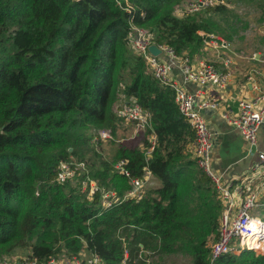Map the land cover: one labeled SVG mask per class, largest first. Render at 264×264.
Here are the masks:
<instances>
[{
    "label": "trees",
    "instance_id": "1",
    "mask_svg": "<svg viewBox=\"0 0 264 264\" xmlns=\"http://www.w3.org/2000/svg\"><path fill=\"white\" fill-rule=\"evenodd\" d=\"M182 1L0 0V257L30 243L28 258L39 262L59 250L73 257L85 248L101 264H146L139 258L149 247L138 237L142 230L160 239L158 255L210 264L224 204L196 165L194 132L174 92L154 78L132 45L136 26L179 57L206 53L209 37L200 32L214 27L197 14L176 16ZM227 2L206 12H225ZM121 95L150 114L145 131L156 138L153 151L147 156L148 142L145 151L118 147L107 152L111 166L94 152L100 166L92 173L76 154L74 131L91 127L114 136V123L126 124L112 111ZM119 160L127 162L131 178L148 171L160 187L105 209L100 193L89 199L80 182L87 174L98 187L124 196L131 185L112 167ZM75 161L85 169L59 183V164ZM213 264H264V253L243 250Z\"/></svg>",
    "mask_w": 264,
    "mask_h": 264
},
{
    "label": "built area",
    "instance_id": "2",
    "mask_svg": "<svg viewBox=\"0 0 264 264\" xmlns=\"http://www.w3.org/2000/svg\"><path fill=\"white\" fill-rule=\"evenodd\" d=\"M218 4H224V0H196L190 5L188 11L190 14H194ZM131 28L132 45L143 57L149 71L162 86L168 87L174 92L178 109L194 132L192 148L196 165L211 179L224 204V210L219 219L218 239L210 246V264H213L221 256L237 255L243 250L264 253V220L257 217L254 212L263 206L258 201V197L260 193H264V176L261 180L263 182L261 189L256 191L243 182L239 185H233L232 182L226 183L222 175L213 170V135L203 112L206 109L216 110L217 103L210 98H203L202 92L199 90L186 89L187 86L198 85L208 87L216 92L226 90L232 78L230 58L225 57L221 66L206 61L193 64L189 62L188 58H178L171 48L157 45L161 53L165 55V60H162L149 52L148 48L153 45V42L148 39L146 31L141 27L132 26ZM208 41L210 39L205 42L206 45H208ZM227 48L228 44L221 43L218 50ZM174 70H178L180 81L173 78ZM247 81L254 92L253 97L239 99L236 111L227 109L222 113V118L240 134L247 151L256 153L257 163L254 164V170L259 166H264V150L257 149L258 133L264 126V74L260 78H257L256 74H249ZM119 116L126 123H134L144 131L150 128V114L143 111L137 103H125L119 110ZM99 139L101 141L110 140L112 139L111 133L107 130H98L93 141L97 142ZM148 140L150 146L146 151L147 156L153 151L156 138L151 134L148 136ZM126 164L125 160H119L115 165L116 171L130 181L131 189L125 193V200L138 201L142 198H140L141 189L151 173L145 171L142 177L131 178L129 171L125 168ZM84 169L85 166L82 163L61 162L57 172V181L64 183L73 178L77 171ZM85 175V179L80 182L81 191L87 193L89 198L95 193H100L102 208H111L123 201V197L120 199L113 192L99 190L101 188L87 174ZM104 193L110 194L103 195ZM251 237L253 239L249 241ZM0 264H101V261L98 256L89 252L87 259L81 255L59 261L51 258L44 262L28 257L23 260L3 258L0 259Z\"/></svg>",
    "mask_w": 264,
    "mask_h": 264
},
{
    "label": "rangeland",
    "instance_id": "3",
    "mask_svg": "<svg viewBox=\"0 0 264 264\" xmlns=\"http://www.w3.org/2000/svg\"><path fill=\"white\" fill-rule=\"evenodd\" d=\"M195 1L196 0H183L174 7V14L178 17L193 15L190 14L188 10L190 5ZM230 1L227 2L225 0V4L227 2V10L225 12H206V9H203L197 13H194V15L197 14L199 17L201 16L202 19L207 22L209 29L211 27H214V32L212 31L208 34L200 32V34L205 38L209 37L210 39V41L207 42L208 45L205 44L206 53H204L203 55H198L199 57L194 58L195 60H188L193 64H197L202 61L213 63L217 62V60H221L222 63V60L225 57H228L232 62L231 69L234 68L239 73H243L246 71V73L249 72V74H256L257 78H260V76L264 74V0H235V2L232 3H230ZM221 43L228 44V48L218 50V47ZM153 45L157 46L158 44L153 43ZM154 56H158L162 60H165V55L162 54L161 51L158 55ZM177 57L180 59L182 58L179 56ZM254 61H256L259 66H253L254 64L252 62ZM251 67H253L252 70ZM249 74H247V76ZM241 95L242 94L238 93L234 97H238ZM241 98L244 97L242 96ZM238 99L239 98L234 100L233 103L236 104ZM126 101L127 100H125L124 96L121 95L120 97L118 96L113 103L114 105L112 107V111L117 114V117L121 119L122 117L119 116V110L124 106L125 103H128ZM224 108H227V106ZM114 125V136H112V139L103 142L102 148H99V146L95 147L92 138L97 129L88 127L77 129L74 131L73 138L78 145L76 154L79 158L82 159V161L87 164V166H89L92 173L98 171L100 166V159H98L97 161L93 159L94 152L98 155H101V157L104 159V163H109L111 166L113 159H108V151V153H115L116 151L114 152V150L118 147H126V149H137L140 151L146 150V144L147 142L149 143L146 131L138 128L135 125L128 126L127 123L125 124L121 121L114 123ZM71 150L72 149H70V151ZM115 165H113L112 167L115 168ZM263 172L264 166H259L254 170L249 169L246 174L252 175L253 179H259L264 175ZM152 189L153 176L150 174L148 175V180L144 184L143 189H141L140 198L144 196L146 191ZM99 190L111 192V190H106L105 188H101ZM107 194L110 193H104L103 195ZM116 197L118 196L116 195ZM122 197L123 200H125V194ZM122 197H120V199ZM91 198L92 196L89 199ZM258 212L259 215L262 216L263 213L259 210ZM138 233V237L140 239H147V241L149 242V247L147 249L142 248V252L139 256V258L146 264H191V259L183 254L171 253L164 256L158 255L156 251H158L160 239L156 235L143 232L142 230H138ZM216 241L213 240L210 244H214ZM29 244L30 243L21 248H16L11 254L4 255L3 257H0V259H26L30 254V250L28 247ZM156 247L157 249L154 250ZM88 254L89 252L84 248L78 255H81L84 259H87ZM52 258L58 259L59 261L70 257L67 255L66 251L59 250Z\"/></svg>",
    "mask_w": 264,
    "mask_h": 264
},
{
    "label": "crops",
    "instance_id": "4",
    "mask_svg": "<svg viewBox=\"0 0 264 264\" xmlns=\"http://www.w3.org/2000/svg\"><path fill=\"white\" fill-rule=\"evenodd\" d=\"M252 63L255 67L259 66L256 61ZM213 64L217 66L222 65L221 60H217V62H213ZM252 69L253 67H251V70ZM231 70L232 78L228 88L224 91L216 92L212 91L208 87L198 85H190L187 86L186 89L191 91L199 90L202 92L201 95L203 98H210L217 103L216 110L206 109L203 112L213 135V170L217 174L222 175L223 180L226 183L232 182L233 185H239L243 182L245 185H249L251 189H255L257 191L261 189V185L263 183L261 182V179L264 175L259 179H253L252 175L246 174V172L249 169H253L254 164L257 163L256 153L254 151L252 153L247 151L245 142L241 138L240 134L222 118V113L225 110L229 109L234 112L236 111L237 103L234 104V100L237 98L241 99L242 96L244 98H252L254 95L251 85L247 81V74H249V72L246 73V71H242L243 73H239L234 68ZM172 75L177 81L181 80L178 70H174ZM238 93L242 95L234 97ZM226 106L227 108H224ZM257 149L259 151L264 150V126L260 128L258 133ZM153 186L154 188L160 187L158 180L154 176ZM258 199V201L263 204L261 207L264 208V193H260ZM261 207L254 212L257 217L264 218V215L262 214L261 216L258 212V210L261 212Z\"/></svg>",
    "mask_w": 264,
    "mask_h": 264
},
{
    "label": "water",
    "instance_id": "5",
    "mask_svg": "<svg viewBox=\"0 0 264 264\" xmlns=\"http://www.w3.org/2000/svg\"><path fill=\"white\" fill-rule=\"evenodd\" d=\"M149 52L152 54V55H158L160 53V50L157 46L155 45H151L149 46Z\"/></svg>",
    "mask_w": 264,
    "mask_h": 264
},
{
    "label": "bare ground",
    "instance_id": "6",
    "mask_svg": "<svg viewBox=\"0 0 264 264\" xmlns=\"http://www.w3.org/2000/svg\"><path fill=\"white\" fill-rule=\"evenodd\" d=\"M253 239V237H251L250 239H249V241H251Z\"/></svg>",
    "mask_w": 264,
    "mask_h": 264
}]
</instances>
